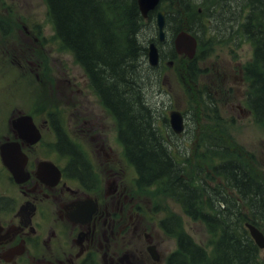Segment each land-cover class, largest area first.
I'll return each mask as SVG.
<instances>
[{"label": "trees", "instance_id": "obj_1", "mask_svg": "<svg viewBox=\"0 0 264 264\" xmlns=\"http://www.w3.org/2000/svg\"><path fill=\"white\" fill-rule=\"evenodd\" d=\"M45 1L62 47L73 54L95 92L122 124L121 139L137 168L141 189L160 187L187 214L204 221L212 234L213 249L208 252L183 229L181 218L170 214L164 225L177 238L178 248L168 263L262 264L246 222L264 229V179L238 152L212 142L204 150L214 162L209 176H219L224 183L198 184L184 176L186 166L156 126V112L146 99V79L152 70L147 64V42L158 34L156 13L150 12L145 21L138 0ZM161 5L172 38L185 27L199 39L202 51L191 61L193 70L196 60L215 43L252 44L253 58L244 66L249 82L247 106L254 121L263 123L264 0H162ZM147 29L150 39L144 40ZM169 45L166 51L172 57L173 43ZM208 100L210 106L215 104L211 95Z\"/></svg>", "mask_w": 264, "mask_h": 264}, {"label": "flooded vegetation", "instance_id": "obj_2", "mask_svg": "<svg viewBox=\"0 0 264 264\" xmlns=\"http://www.w3.org/2000/svg\"><path fill=\"white\" fill-rule=\"evenodd\" d=\"M62 73L67 106H0V264H167L165 212L126 167L122 124L87 80Z\"/></svg>", "mask_w": 264, "mask_h": 264}, {"label": "rangeland", "instance_id": "obj_3", "mask_svg": "<svg viewBox=\"0 0 264 264\" xmlns=\"http://www.w3.org/2000/svg\"><path fill=\"white\" fill-rule=\"evenodd\" d=\"M144 33V40L151 35L148 29ZM168 38L171 41L169 32ZM169 44L167 40L161 45L165 53L161 66L152 69L151 77L146 79V99L154 107L159 131L186 165L184 175L196 182L207 180L206 183L215 185L217 178L209 176L214 172V162L204 152L206 144L213 142L240 153L264 179V122H255L246 106L248 81L243 73L244 65L253 58L252 44L218 42L196 60L194 70L185 55L175 53L170 57L168 52L166 55ZM63 65L89 83L84 69L56 37L46 1L0 0V106L18 103L30 106L40 103L41 109L67 106L71 96L61 80ZM207 93L212 95L214 105H209ZM173 110H181L186 116L183 133L174 134L169 129ZM110 135L117 140L115 123L110 126ZM118 149L124 153L119 141ZM125 164L134 173L126 156ZM144 194L157 211L180 215L186 231L211 250L213 238L203 221L185 214L182 206L159 187ZM166 247L168 254L176 250L174 236L166 235ZM261 259L264 264V249Z\"/></svg>", "mask_w": 264, "mask_h": 264}, {"label": "water", "instance_id": "obj_4", "mask_svg": "<svg viewBox=\"0 0 264 264\" xmlns=\"http://www.w3.org/2000/svg\"><path fill=\"white\" fill-rule=\"evenodd\" d=\"M160 0H138L140 10L144 16H147L149 11L154 10ZM157 26L159 30L160 39L163 40L165 37V25L166 18L163 11H159L157 14ZM176 51L184 53L189 58H193L197 50V39L194 35L187 31H180L174 40ZM160 61L159 48L155 42H151L148 47V62L151 66H156ZM171 127L176 132H182L184 130V116L180 111H172L170 117ZM3 158L6 163V150L3 149ZM252 234L260 246H264V234L255 226L250 225Z\"/></svg>", "mask_w": 264, "mask_h": 264}]
</instances>
